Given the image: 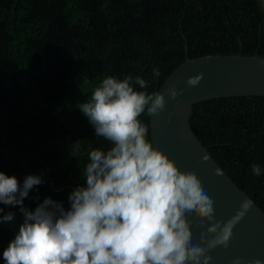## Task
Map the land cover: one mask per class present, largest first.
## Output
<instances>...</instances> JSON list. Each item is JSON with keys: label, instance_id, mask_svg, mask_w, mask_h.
Returning a JSON list of instances; mask_svg holds the SVG:
<instances>
[{"label": "trees", "instance_id": "obj_1", "mask_svg": "<svg viewBox=\"0 0 264 264\" xmlns=\"http://www.w3.org/2000/svg\"><path fill=\"white\" fill-rule=\"evenodd\" d=\"M236 54L264 56L257 0H0V171L19 182L43 174L26 207L45 197L67 207L87 151L106 146L78 109L104 77L139 76L156 93L186 55ZM139 118L148 123L149 114ZM190 126L264 212V175L250 171L264 167V97L196 104ZM76 140L80 151L70 153ZM0 207L20 217L18 206ZM15 223L0 224V253Z\"/></svg>", "mask_w": 264, "mask_h": 264}, {"label": "clouds", "instance_id": "obj_2", "mask_svg": "<svg viewBox=\"0 0 264 264\" xmlns=\"http://www.w3.org/2000/svg\"><path fill=\"white\" fill-rule=\"evenodd\" d=\"M257 2L264 10V0ZM159 75L153 68V79ZM200 79L190 77L186 84L195 87ZM147 87L139 76H106L79 104L93 135L106 146L87 151L80 169L83 183L67 194V207L51 197L26 207L23 201L44 183L43 174H29L19 182L0 171V205L18 206L20 213L18 218L0 207V224L16 222L0 253L4 264H210L206 252L228 246L234 226L253 202L244 200L227 221L215 220L214 201L146 139L147 129L138 118L159 114L166 104L165 94L146 92ZM166 95L175 99L178 93L172 87ZM81 141L70 145V153L80 151ZM250 171L255 177L264 175L259 164ZM196 218L209 225L200 233L202 247L192 243L185 227ZM231 264H242L241 258Z\"/></svg>", "mask_w": 264, "mask_h": 264}, {"label": "water", "instance_id": "obj_3", "mask_svg": "<svg viewBox=\"0 0 264 264\" xmlns=\"http://www.w3.org/2000/svg\"><path fill=\"white\" fill-rule=\"evenodd\" d=\"M187 54V50H186ZM199 75V83L189 87L186 81ZM175 87L178 95L169 99L166 90ZM157 92L165 94V108L149 114L146 139L174 162L180 175L192 178L214 201V218L227 221L235 215L244 200H251L241 190L190 126L193 106L205 101L233 97H264V56L207 55L186 59L162 83ZM216 169L221 170L216 175ZM252 201V200H251ZM253 202V201H252ZM203 223L204 228L199 227ZM209 225L198 218L185 222L192 243L202 247L200 233ZM210 264H231L236 257L242 264L255 259L264 262V212L253 202L245 216L234 226L226 248L215 247L206 252Z\"/></svg>", "mask_w": 264, "mask_h": 264}]
</instances>
